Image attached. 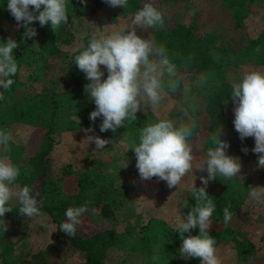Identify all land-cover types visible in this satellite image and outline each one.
Instances as JSON below:
<instances>
[{
    "label": "rangeland",
    "instance_id": "1",
    "mask_svg": "<svg viewBox=\"0 0 264 264\" xmlns=\"http://www.w3.org/2000/svg\"><path fill=\"white\" fill-rule=\"evenodd\" d=\"M163 13V27L141 28L133 26L137 35L142 39H149L154 48H163L168 32L178 24H185L192 32L214 37L216 58L227 61L225 73L232 82H239L241 77L251 71L264 72V40L254 44V39L264 31V7L251 12L244 27L229 23L213 22L209 13L221 8L223 0H169L155 6L154 1L147 0ZM135 13L124 11L121 6L112 7L104 0L102 7L93 16L79 15L72 21L75 40L64 48L68 52L64 59L41 58L37 54L27 58L21 65V78L34 87L56 89L61 104L56 116V126L53 133L55 144L50 153V176L54 179L65 176V168L73 172L88 169L93 172L105 185L111 186L115 209L118 216L117 228L128 239L135 238L137 233L145 234L149 230L158 229L160 222L165 223L167 233L176 234L178 225L187 216V207L192 199V185L204 186L200 177H207V171L197 169L207 160V151L214 148L210 140L215 132H208L209 118L198 102L206 95L211 82V74L199 72L195 74H177L172 78L177 85L176 91H171L169 77H163L165 93L158 107L151 108L141 104L146 110L138 111L142 114L153 111L163 118H170L181 126L197 128L195 137L189 143L192 148V169L182 177L179 185L169 188L165 181H158L153 177L150 180H141L138 169L132 164L135 155L133 143L128 138L102 137L95 133L86 117V101L96 108L94 100L87 93L86 99H76L65 93V90L74 84L77 78L86 79L85 74L75 65L73 53L79 48L86 47L93 36H109L114 33L130 31ZM252 16V18H251ZM251 18V20H250ZM17 21L0 11V32L5 37L15 38ZM39 35L33 37L34 48L39 43ZM224 57V58H222ZM155 58V57H150ZM106 79L108 72L101 66ZM90 81L85 83L88 84ZM84 85V86H85ZM3 97L5 92L0 87ZM234 103H229L226 113L229 118V129L224 137L229 147L226 154L237 157L234 153V143L240 139L235 130L233 121ZM194 125V126H193ZM2 131L12 136L9 141V150L0 148V159H4L20 170L18 179L12 187L16 190L27 185L32 194L39 193L38 187L27 178L20 181L21 176H30L32 165L29 162L30 153L36 149L41 139V132L33 126L20 121H12ZM88 137H99L109 140L110 143L103 149H97L95 142ZM206 142V144H204ZM242 177L251 184L252 188L264 187V178L260 175L264 167L239 158ZM136 165V164H135ZM133 166V167H132ZM132 168V169H131ZM206 169V166H205ZM68 187L70 189H68ZM53 202H59L65 193L77 192L76 186L67 185L65 181L52 185ZM41 201L40 196L37 197ZM11 203L19 204L16 198ZM71 207H77L71 205ZM250 222L243 228V235L253 241L255 253L264 255V198L260 201L250 198ZM7 230L0 224V233L7 239H13L16 244L25 250H50L54 242L62 244L58 234L57 224L46 210L41 208V215L27 218L16 212L6 213L3 217ZM164 232V233H165ZM1 247V246H0ZM217 256L221 264H237L240 261L232 242L222 243L217 248ZM19 253V252H18ZM15 253L0 264H16ZM56 264H88L85 252L74 247H66L58 254ZM126 257L125 250L111 246L105 257V264H123ZM181 264H190V258L181 255Z\"/></svg>",
    "mask_w": 264,
    "mask_h": 264
},
{
    "label": "trees",
    "instance_id": "2",
    "mask_svg": "<svg viewBox=\"0 0 264 264\" xmlns=\"http://www.w3.org/2000/svg\"><path fill=\"white\" fill-rule=\"evenodd\" d=\"M152 1L155 6H160L162 2L169 0ZM103 2L104 0H84V2L67 0L69 23L62 24L55 32L50 24L41 27L38 21H34L31 27L35 28L40 37L37 48H34L33 37L29 39L23 36L25 32V28L21 26L23 22H17L13 40L19 44V47L13 50V55L17 60L18 71L15 76L10 77L14 83L9 90H3L5 96L0 99V130H3L12 121H20L40 130V142L29 157V162L32 165L31 174L27 177L21 176L19 180L25 181L30 178L38 187L39 196L43 202L41 208L46 209L52 216L53 221L57 224L58 234L64 243L54 242L50 250H25L13 239H7L4 233H0V258L3 261L6 259L8 261L9 256L19 252L15 258L16 264H56L59 252L69 246L83 250L88 264H105L108 249L111 246H117L125 250L126 257L123 264H181L182 253L179 251L182 245L181 235L177 231L175 235L165 232L167 230L164 222H160L158 229H148L145 234L137 233V236L132 239H128L119 232L117 228L119 220L111 186L102 183L93 172L88 169L73 172L67 166L64 172L65 176L56 179L50 176V153L55 144L53 133L61 99H59L56 89L37 88L22 80L21 65L25 59L34 54L46 59L67 57L68 52L64 46L71 45L75 40V33L72 29L73 19L79 15L93 16L100 10ZM146 2L147 0H128L127 5L121 6V8L126 12L136 13ZM7 4L8 0H0V11L14 19L7 9ZM262 7H264V0H223L221 8L209 13V17L216 23L227 22L244 27L251 12ZM7 39L0 32V44L6 42ZM263 40L264 31L253 41L256 44ZM86 47L75 51L74 58ZM216 47L214 37L209 34L200 35L192 32L187 25L181 23L168 32L163 49H165L168 59L176 65L178 74H195L201 71L211 74L209 90L198 102V106L209 118L207 131L215 132V136H218L221 130L220 139L224 141L229 129L226 108L229 103L233 102L231 98L233 83L225 73L227 61L216 58ZM87 81V79L77 78L74 84L65 90V93L72 98L87 100V92L84 88ZM93 110L95 108L86 101V117L95 133L102 137L122 136L132 141L133 145L139 144V136L143 127L160 120H171L163 118L153 111H146L136 114L135 121L126 122V126L119 127L115 133L111 130L101 132L100 124L103 117H98L94 122L91 121L89 115ZM173 122L175 127L181 126L178 122ZM196 129L192 128V135L188 138V143L195 137ZM233 145L234 153L238 158L258 165V154L252 152L255 147L253 137H247L244 140L238 139ZM243 149H247V151ZM132 164L134 167L136 166L135 155L132 158ZM261 177L264 178V172L260 175V179ZM61 181H65L69 186L70 184L75 185L77 192L65 193L64 197L55 203L51 200V187ZM251 187V184L242 177V173H238L237 177L231 179L217 175L215 180L209 181L206 188L209 198L216 206L210 218L212 224L209 228V235L216 240V248L222 243H233L240 258L237 264H264V255L256 254L253 241L243 235V228L251 219L249 196ZM68 189L70 188L68 187ZM85 202H89V210L81 216V223L77 226L76 235L69 237L60 230L61 224L67 220L65 212L71 205L80 207ZM229 204L233 218L225 225L223 209ZM195 205L196 200L192 196L187 213ZM9 206L13 210L8 213L14 214L18 212L21 205L9 202ZM189 235H199V227L192 229L190 233H184L185 237ZM190 264H201V260L200 258H190Z\"/></svg>",
    "mask_w": 264,
    "mask_h": 264
},
{
    "label": "clouds",
    "instance_id": "3",
    "mask_svg": "<svg viewBox=\"0 0 264 264\" xmlns=\"http://www.w3.org/2000/svg\"><path fill=\"white\" fill-rule=\"evenodd\" d=\"M106 2L112 7H125L128 0ZM7 9L18 23L23 22V36L29 39L37 35L35 28L31 27L34 21H38L41 27L50 24L54 32L62 24L69 23L67 0H8ZM163 25V13L152 3H145L135 13L130 31L99 38L93 36L89 45L75 56V65L90 81L84 86L85 91L96 105L89 119L94 122L98 117H103L101 132L111 130L115 133L119 127L126 126V122L135 121L136 113L146 110L141 108L142 103L151 108L158 107L165 93V73L170 78V90L176 91L177 85L172 80L178 74L176 65L168 59L165 49L154 48L153 43L149 39H142L133 27L144 29ZM18 47L19 44L11 37L0 44V87L3 90H9L14 83L10 77L15 76L18 71L17 60L13 55V50ZM101 66L107 69L106 79H102L104 73ZM3 98L0 92V99ZM231 98L235 105V130L241 140L254 138L255 147L252 152L258 154V166L264 167V72L245 73L239 82L232 84ZM220 134L221 130L218 136L212 137L215 147L208 149L207 160L197 168L206 170L208 175L200 177L204 187L197 188L195 184L192 185L191 195L195 198L196 205L178 225L182 239L180 253L185 258H200L201 264H221L216 254V240L209 235L212 224L210 218L216 206L206 192L207 185L217 175L231 179L237 177L241 171L239 158L226 154L229 144L220 139ZM191 135L192 126L177 128L171 120H160L143 127L139 144L132 148L141 180L156 177L158 181H165L169 188L179 185L182 177L192 169V148L188 143ZM88 138L95 142L97 149H103L110 143L109 140L99 137ZM10 140L11 134L0 130V148L5 152L9 150ZM19 175L18 167L0 159V224L4 226V231L7 230V224L3 217L13 210L9 206L13 198L21 205L18 210L20 215L27 218L41 215L43 202H38L36 198L39 193L33 195L27 185L18 190L12 187ZM249 196L260 201L264 198V187H251ZM88 203L66 210L67 220L61 224L60 230L69 237L76 235L81 216L89 210ZM230 207L229 204L223 209L225 225L233 218ZM197 226L199 235L184 236V233H190Z\"/></svg>",
    "mask_w": 264,
    "mask_h": 264
}]
</instances>
